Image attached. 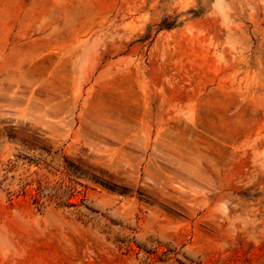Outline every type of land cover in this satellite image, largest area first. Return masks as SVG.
<instances>
[{
  "label": "rangeland",
  "instance_id": "rangeland-1",
  "mask_svg": "<svg viewBox=\"0 0 264 264\" xmlns=\"http://www.w3.org/2000/svg\"><path fill=\"white\" fill-rule=\"evenodd\" d=\"M0 264H264V0H0Z\"/></svg>",
  "mask_w": 264,
  "mask_h": 264
}]
</instances>
